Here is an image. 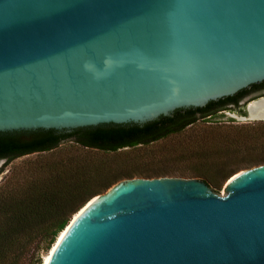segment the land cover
<instances>
[{
  "label": "water",
  "instance_id": "obj_1",
  "mask_svg": "<svg viewBox=\"0 0 264 264\" xmlns=\"http://www.w3.org/2000/svg\"><path fill=\"white\" fill-rule=\"evenodd\" d=\"M263 81L264 0H0L1 132L143 124ZM259 100L231 116L264 120ZM209 188L124 178L49 264H264V164Z\"/></svg>",
  "mask_w": 264,
  "mask_h": 264
},
{
  "label": "trees",
  "instance_id": "obj_2",
  "mask_svg": "<svg viewBox=\"0 0 264 264\" xmlns=\"http://www.w3.org/2000/svg\"><path fill=\"white\" fill-rule=\"evenodd\" d=\"M246 91L248 88L210 101L204 107L179 108L171 115H162L143 124L106 123L78 127L72 131L53 128L0 131V159L5 158V166H8L25 155L54 151L66 141L73 144L70 148L114 152L126 147L149 145L194 125L216 134L240 130L246 126L210 122L228 110V104L237 103ZM241 113L246 114V111ZM199 120L204 123L197 124ZM234 120L231 117L230 121ZM207 148L203 164L214 168L212 173L216 177L213 178L224 175L225 144L209 143ZM33 160L28 161L29 166L23 171L19 166L14 167L0 183V264H43L42 251L49 252L74 214L89 199L121 178L115 177L100 162L77 154ZM233 173L224 175V182ZM208 177L210 181L206 182L214 184L212 176Z\"/></svg>",
  "mask_w": 264,
  "mask_h": 264
},
{
  "label": "rangeland",
  "instance_id": "obj_3",
  "mask_svg": "<svg viewBox=\"0 0 264 264\" xmlns=\"http://www.w3.org/2000/svg\"><path fill=\"white\" fill-rule=\"evenodd\" d=\"M231 114L240 115L242 113L226 110L210 123L246 127L225 134H216L194 125L149 145L126 147L114 152L80 147L70 148L73 144L68 142L60 145L54 151L37 152L17 158L8 166H5V161L0 166V183L10 175L14 167L19 166L20 170L23 171L29 166L28 161L33 159L34 162L39 159H55L77 154L105 165L108 171L115 174V177H121L116 182L130 177H157L156 174H164L160 176L197 177L209 182L210 178L208 176H212L215 182H213L214 184L211 182L210 185L208 184L209 190L217 195L224 196L228 191L226 188L227 181L224 182V175L232 171L238 172L264 164L262 161L264 160V120H245L233 117ZM231 117L235 120L230 121ZM198 123L204 122L199 120ZM205 125H208V123ZM209 143L225 144L226 153L223 154H225L226 163L224 167L226 172L217 178H213L216 177L212 173L214 168L205 167L203 164L206 160V158H203V154L208 149ZM129 174L131 176H128ZM47 254V251H42L43 258Z\"/></svg>",
  "mask_w": 264,
  "mask_h": 264
},
{
  "label": "bare ground",
  "instance_id": "obj_4",
  "mask_svg": "<svg viewBox=\"0 0 264 264\" xmlns=\"http://www.w3.org/2000/svg\"><path fill=\"white\" fill-rule=\"evenodd\" d=\"M250 111H251V116L254 117V118L255 117L264 116V100H259V101H255V102L251 103L250 104ZM236 175H238V174H236ZM81 211H83V209ZM80 213L81 212L75 213L74 217H72L71 220L76 219L79 216ZM69 227H70V225H67V227L63 231H61V233L59 234L56 242L54 243L52 248L49 250L48 254L45 256V258L43 260V264H49L50 263V261L52 259V256H53V253L57 249L58 245L61 243L63 237L66 235L67 230L69 229Z\"/></svg>",
  "mask_w": 264,
  "mask_h": 264
},
{
  "label": "flooded vegetation",
  "instance_id": "obj_5",
  "mask_svg": "<svg viewBox=\"0 0 264 264\" xmlns=\"http://www.w3.org/2000/svg\"><path fill=\"white\" fill-rule=\"evenodd\" d=\"M260 96H264V83H261L259 85H255V86H251L248 88V91H246L244 94H242L237 103H230L228 104L229 109L228 110H232V111H237V112H243L246 111L247 113V109H246V102H244L246 99L250 98H257Z\"/></svg>",
  "mask_w": 264,
  "mask_h": 264
}]
</instances>
